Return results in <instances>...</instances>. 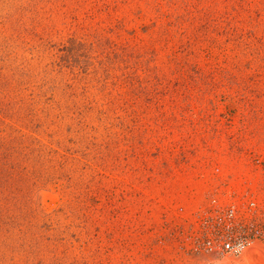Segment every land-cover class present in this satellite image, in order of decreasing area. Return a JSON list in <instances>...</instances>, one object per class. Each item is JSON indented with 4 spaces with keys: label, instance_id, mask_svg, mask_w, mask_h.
<instances>
[{
    "label": "rangeland",
    "instance_id": "rangeland-1",
    "mask_svg": "<svg viewBox=\"0 0 264 264\" xmlns=\"http://www.w3.org/2000/svg\"><path fill=\"white\" fill-rule=\"evenodd\" d=\"M256 254L264 0H0V264Z\"/></svg>",
    "mask_w": 264,
    "mask_h": 264
},
{
    "label": "built area",
    "instance_id": "built-area-1",
    "mask_svg": "<svg viewBox=\"0 0 264 264\" xmlns=\"http://www.w3.org/2000/svg\"><path fill=\"white\" fill-rule=\"evenodd\" d=\"M246 244L245 240H238L237 242L228 241L225 244V249L235 255H240L244 251Z\"/></svg>",
    "mask_w": 264,
    "mask_h": 264
},
{
    "label": "bare ground",
    "instance_id": "bare-ground-1",
    "mask_svg": "<svg viewBox=\"0 0 264 264\" xmlns=\"http://www.w3.org/2000/svg\"><path fill=\"white\" fill-rule=\"evenodd\" d=\"M252 250H254V249H252ZM254 256H255L256 262H257L258 264H264V260H263V258H262L261 255L256 254V255H254Z\"/></svg>",
    "mask_w": 264,
    "mask_h": 264
}]
</instances>
